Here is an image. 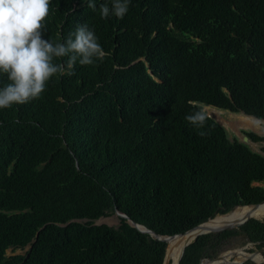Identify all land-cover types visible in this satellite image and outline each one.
I'll list each match as a JSON object with an SVG mask.
<instances>
[{"label": "trees", "instance_id": "16d2710c", "mask_svg": "<svg viewBox=\"0 0 264 264\" xmlns=\"http://www.w3.org/2000/svg\"><path fill=\"white\" fill-rule=\"evenodd\" d=\"M49 9L45 39L87 23L105 55L0 110V264H164L166 243L126 219L95 221L117 209L173 236L264 202V155L204 111L264 121V0H131L123 19H102L88 0ZM197 110L203 128L185 119ZM236 235L264 245V222L219 237ZM210 238L181 264H199Z\"/></svg>", "mask_w": 264, "mask_h": 264}, {"label": "clouds", "instance_id": "9594fccd", "mask_svg": "<svg viewBox=\"0 0 264 264\" xmlns=\"http://www.w3.org/2000/svg\"><path fill=\"white\" fill-rule=\"evenodd\" d=\"M50 3L51 0H0V77L8 81L0 86V110L39 99L52 78L72 75L77 64L94 65L105 55L87 23L78 25L63 42L45 39ZM130 4L131 0H105L97 7V0H88V7L98 10L102 19H123ZM185 119L203 128L206 116L197 110ZM199 134L206 135L203 131Z\"/></svg>", "mask_w": 264, "mask_h": 264}, {"label": "rangeland", "instance_id": "374dc122", "mask_svg": "<svg viewBox=\"0 0 264 264\" xmlns=\"http://www.w3.org/2000/svg\"><path fill=\"white\" fill-rule=\"evenodd\" d=\"M214 109L216 108L205 107L206 113L227 130L229 134V138L231 140H233L234 138H237L239 141L243 142L244 137H245L244 132H253L259 136L264 137V121L263 120H261V122H257L258 124L255 125L254 127H249L245 124V121H244L245 119L244 117L246 115L235 114V113H231L228 111L216 109L218 111H221L220 114H217L216 111H214ZM247 145L253 151L264 155V151L262 150L264 148V143H255L249 140ZM120 219L121 218L117 214L114 213L111 216L102 217L100 220V224H107L109 226L117 228L120 225ZM222 240L223 239L219 237V234L211 235L209 244L207 245L205 249L203 258H215L219 256L220 254H222L223 252H227L233 249H242L248 245V241L239 235H236L235 237H232L224 242H222ZM251 248H255V246H252ZM28 250H29V247L25 248L24 250L18 249L15 251L9 249L7 251V255L8 256L24 255L26 254ZM247 264H253V263H247Z\"/></svg>", "mask_w": 264, "mask_h": 264}, {"label": "water", "instance_id": "95a60500", "mask_svg": "<svg viewBox=\"0 0 264 264\" xmlns=\"http://www.w3.org/2000/svg\"><path fill=\"white\" fill-rule=\"evenodd\" d=\"M204 111H205V108H204ZM209 117H211V116H209ZM248 142H249V138L245 135L243 143L248 144ZM77 167L79 168L78 163H77ZM261 205H264V202L259 203V204H255V205H249V206H237V207L233 208L230 212H232L236 208H240V207H252L254 210H256ZM229 213H227V214H229ZM115 214H117L121 219H126L127 222L131 226H133L134 228H136L140 232H142L144 234H148L151 237H153V238H155V239H157V240H159L161 242L166 243L167 244L166 253H167L168 243H169L170 239H172L174 237H177V236H181V235H189L190 239L188 240V242L186 243L184 249L181 252V257H180V260H179V264H181V261H182V259L184 257L186 249L191 244H193L199 237L206 236V235H213V234H221V233H224V232H227V231L240 229L241 226H243L244 224L249 222L251 219H256V218H253L251 216H248V217H245V218L240 219V220L226 222L223 225H220V226H217V227L209 226L208 224L211 221H213L219 215V214H217L214 218H211L208 221H206V222H204V223H202L200 225H197L196 227L188 230L184 234H176V235H173V236H163V235L157 234L156 232H154L153 230L147 228L146 226L141 225V224L131 220L126 214L120 212L117 209L115 210ZM100 220H101V218L98 219L97 221H95L94 225H101L100 224ZM256 220L264 222V220H259V219H256ZM245 239L248 241V245L251 244V245L255 246V248L246 250L245 253H247L249 256L247 257V259L245 261L237 262V263H234V264H247V263L264 264V253H263L264 249L259 248V246L261 245L260 242H252V241L249 240L248 237H245ZM258 254H261L262 261L258 262V261H255L253 259ZM221 258H222L221 254L219 256L215 257V258H202L200 260L199 264H203V263H205L207 261H215V260H218V259H221ZM164 264H166V255H165V259H164Z\"/></svg>", "mask_w": 264, "mask_h": 264}, {"label": "bare ground", "instance_id": "6f19581e", "mask_svg": "<svg viewBox=\"0 0 264 264\" xmlns=\"http://www.w3.org/2000/svg\"><path fill=\"white\" fill-rule=\"evenodd\" d=\"M217 114H220L221 111H218L214 109ZM245 124L249 127H254L257 125V122H261L260 120L254 119L249 116L244 117ZM251 216L253 218L264 220V205H261L256 210H254L252 207H240L236 208L232 212L226 215H218L213 221H211L208 225L209 226H220L223 225L226 222L236 221L243 219L245 217ZM190 239L189 235H181L174 237L169 240L168 243V249L166 253V264H179V260L181 257V252L184 249L186 243ZM253 245H247L245 248L242 249H233L229 250L227 252H223L222 258L215 260V261H207L203 264H234L237 262H243L247 259L249 256L246 252V250L253 249L251 248ZM255 261H262L261 254L256 255L253 258Z\"/></svg>", "mask_w": 264, "mask_h": 264}, {"label": "flooded vegetation", "instance_id": "af4514ba", "mask_svg": "<svg viewBox=\"0 0 264 264\" xmlns=\"http://www.w3.org/2000/svg\"><path fill=\"white\" fill-rule=\"evenodd\" d=\"M239 236H242L243 238L247 237V236H245V235H239ZM232 237H235V236H232ZM232 237L225 238V239L222 240V242H224V241H226V240H228V239H230V238H232ZM208 244H209V242H208ZM208 244H207V245H208ZM206 247H207V246H206ZM206 247H205V249H206ZM259 248L264 249V245L261 244V247H259ZM204 253H205V250L203 251V257H204ZM263 253H264V252H263Z\"/></svg>", "mask_w": 264, "mask_h": 264}]
</instances>
